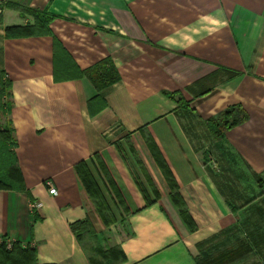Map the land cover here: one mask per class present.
Here are the masks:
<instances>
[{"label":"crops","instance_id":"crops-1","mask_svg":"<svg viewBox=\"0 0 264 264\" xmlns=\"http://www.w3.org/2000/svg\"><path fill=\"white\" fill-rule=\"evenodd\" d=\"M24 9L76 23L55 19L50 35L6 36L34 24ZM108 56L118 81L96 91L84 73ZM214 64L242 75L228 80ZM1 74L11 86L0 129L11 122L25 190H0V240L34 248L37 264H197L198 245L264 202V0H0ZM233 104L248 120L215 141L204 121ZM81 163L110 212L119 208L111 215L121 231L99 222L75 171ZM163 166L197 225L194 208L205 210L210 231L185 228ZM142 168L160 198L140 189ZM34 202L41 207L32 212ZM75 223L84 229L72 231Z\"/></svg>","mask_w":264,"mask_h":264},{"label":"trees","instance_id":"trees-1","mask_svg":"<svg viewBox=\"0 0 264 264\" xmlns=\"http://www.w3.org/2000/svg\"><path fill=\"white\" fill-rule=\"evenodd\" d=\"M10 6L12 8L19 7L16 5ZM30 14L35 19V24L33 26L7 28L5 30L6 36L12 35L25 37L42 34L50 35L51 32L48 25L49 22L52 21V18L48 20L46 19L44 21L40 13L31 11ZM10 32H12V34H9ZM100 67L104 68V65L99 64L97 67L91 68L84 73V76H86V78H88V80L93 84L96 91H100L107 85L113 84L118 81L116 73L109 75V72L105 71L104 69H96ZM10 86V82L4 79V74H1L0 98L9 97L8 91L10 89ZM169 98H171L173 101L172 96H170ZM179 102H181L182 105L184 104L181 99ZM10 106V102L7 100L5 103V109L1 110L2 116L7 117V115L9 114ZM247 120L248 114L246 113V111L240 105H234L218 113L215 117L206 119L204 121V124L211 137L215 141H220L225 138V133L228 130L237 125L245 123ZM15 146L16 141L12 137L11 122L9 120H6L5 126L0 129V190L22 192L25 190V186L18 167L17 158L14 153ZM161 169L163 170L165 178L169 182L170 198L180 210L182 201L177 191V185L165 166H163V168ZM75 171L83 186L84 192L89 197L95 200V204L97 205L96 210L99 212V214L102 211L107 212L108 208L103 201L100 190L96 182L92 178L90 172L86 168L85 164L81 163L77 165ZM257 184L259 187H262L260 184V180H257ZM230 209L232 212H235L233 208ZM180 214L182 218L187 221V223L190 222V219L188 216H186L185 212L180 211ZM76 228L84 229V225L77 223L70 225V229L72 231H74ZM226 232L227 231H225L224 233ZM220 235L222 236L223 233H219V235L211 238L210 240L204 241L203 243L198 245L197 249H202L209 242L215 240ZM11 245L13 247V250L11 251L0 250V264H37L36 251L34 248L27 247L23 249L16 243H12ZM242 250L243 249L241 247H238L225 254L218 255L214 258H209L207 261H205L204 264H229L230 262L241 258V256L243 255ZM196 263L198 264V261H196Z\"/></svg>","mask_w":264,"mask_h":264},{"label":"rangeland","instance_id":"rangeland-1","mask_svg":"<svg viewBox=\"0 0 264 264\" xmlns=\"http://www.w3.org/2000/svg\"><path fill=\"white\" fill-rule=\"evenodd\" d=\"M168 1V0H166ZM170 1H174V0H170ZM152 4H150L151 6ZM16 6H20V5H16ZM21 7V6H20ZM19 7V8H20ZM7 9L11 10L12 12H16L20 15L19 13V8H10V7H6ZM26 16L27 15H31V11H35L36 13H40L41 17L43 18V20L45 21L46 19H50L51 20H57L55 23L58 26H68L67 23H70V25L76 23L75 21L71 20V19H66L63 17H47L45 14L41 13L40 11L37 10H30V9H24ZM198 12L200 13L201 11L198 10ZM33 17V16H32ZM156 17V16H155ZM63 20V21H61ZM49 22L48 27L50 26V24L52 23ZM34 24H35V19H34ZM33 24V25H34ZM56 24L55 27L57 26ZM32 25V26H33ZM83 26H87V24H82ZM83 27V28H85ZM64 28V27H63ZM93 29H96L97 31H104L108 34H110V31H106L103 28H99V27H95ZM67 28L64 30V32H67ZM55 34H62L61 32H58L57 30H54ZM114 34V33H113ZM81 39H83V37H81ZM53 41H55V39L53 38ZM83 42V41H81ZM55 45H57V42L55 41ZM99 64L104 65V68H96L98 70L100 69H104L105 71L109 72V75H112L114 73H116L117 75V69L114 65L113 60L108 56L105 57L103 59H101L100 61H98L96 64L92 65L90 68H95L97 67ZM214 67H217V70L215 71V73H223L227 75V79L230 80V78H236L238 76H241L242 73L236 71V70H232L229 68H225L222 67L221 65L218 64H214L212 65ZM69 75H73V72L68 69V71H66ZM213 73V74H215ZM212 75V74H211ZM202 80L197 81L194 84H191L190 86H188V90H192V88L198 86V84H200ZM264 81V79H263ZM186 89V88H185ZM170 96L173 97V101L171 98H169ZM202 96V95H200ZM166 98L170 101H172L177 107L181 106L182 103L179 102L180 99L182 100L183 103H185V101L183 100V97L180 94H177V92H167L166 93ZM236 106V105H240V104H233V105H229L227 107H225L224 109L220 110L218 113L222 112L223 110H225L226 108H229L231 106ZM241 106V105H240ZM242 107V106H241ZM218 113H216L213 117H215ZM211 118V117H210ZM241 125V124H240ZM237 125V126H240ZM235 126V127H237ZM233 127V128H235ZM232 128V129H233ZM229 131V130H228ZM226 134V133H225ZM133 148L129 147L128 151L124 152L125 155H131L133 153L135 162H134V168L136 169V167H142L140 162H137L136 160V153L135 151H133ZM210 151H204L205 156H207V161H208V167L212 168L213 170H217L216 164H215V160H214V152H211L212 149H209ZM151 155L155 156L154 152L152 151V149H150ZM131 153V154H130ZM138 170V178L136 179L138 181V184L140 186V189L143 191V193H145L147 196H149L150 198H160V192L157 189V184L156 182L153 181L152 177H150V174L147 173V170L144 168L141 169V171L139 169ZM166 183L168 185L169 188V182L168 180L165 178ZM46 183V182H45ZM87 195V194H86ZM88 196V195H87ZM169 196H170V189H169ZM180 197V196H179ZM88 198L94 203V210L95 213L97 215V218L99 219V222L101 223V225L105 228L109 227V226H114L113 229L115 231H121L120 227L123 226V221L121 219V217L119 216H114L111 215L112 213L114 215H116L118 212H120L119 208H113V212L111 213L109 208L107 212H99L96 210V204H95V200L92 199L91 197L88 196ZM181 199V198H180ZM182 204H181V208L179 210V208L177 207V210L179 212V217L182 220L185 228L190 232V233H194L197 231V228L199 230L200 229H205L210 231L211 225H209L206 222V216L205 213H203V211L205 212V210H201V208H194L195 211L200 215L199 217H201L202 221L197 225L193 219L190 216V212L189 209H187L186 204L183 200H181ZM175 208V207H174ZM176 209V208H175ZM180 211L185 212L186 216L189 217L190 222L187 223V221H185L181 214ZM202 230V231H205ZM219 235V234H218ZM206 241V240H205ZM11 242L5 241V240H0V250L2 251H11L13 250V247L11 245ZM243 249L242 253L245 252V256H243L241 259H237L234 260L233 262H230L229 264H264V202L260 201L258 203H256L255 205H250L247 208L243 209L240 214H239V220L237 223H235L230 229L227 230V233H225L224 235H220L218 236V238H216L215 240L209 242L206 246H204L202 249H196L197 250V261L198 264H204L205 261H207L209 258H214L218 255L221 254H225L233 249H236L238 247H240ZM261 259V262L259 261Z\"/></svg>","mask_w":264,"mask_h":264},{"label":"built area","instance_id":"built-area-1","mask_svg":"<svg viewBox=\"0 0 264 264\" xmlns=\"http://www.w3.org/2000/svg\"><path fill=\"white\" fill-rule=\"evenodd\" d=\"M45 186H47V188L49 189L48 193L50 195H54V196L57 195L56 190L54 188H51V184L49 182H46ZM40 207H41V204L39 202H34L30 205V210L33 212V211L38 210Z\"/></svg>","mask_w":264,"mask_h":264}]
</instances>
